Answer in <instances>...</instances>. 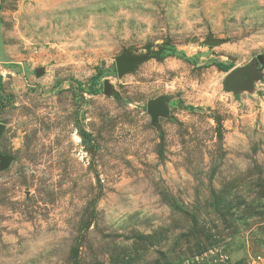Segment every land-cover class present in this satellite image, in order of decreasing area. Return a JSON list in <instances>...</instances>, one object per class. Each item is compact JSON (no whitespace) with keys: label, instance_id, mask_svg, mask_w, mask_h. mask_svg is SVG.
Masks as SVG:
<instances>
[{"label":"rangeland","instance_id":"1","mask_svg":"<svg viewBox=\"0 0 264 264\" xmlns=\"http://www.w3.org/2000/svg\"><path fill=\"white\" fill-rule=\"evenodd\" d=\"M0 123V264H264V0H0Z\"/></svg>","mask_w":264,"mask_h":264},{"label":"water","instance_id":"2","mask_svg":"<svg viewBox=\"0 0 264 264\" xmlns=\"http://www.w3.org/2000/svg\"><path fill=\"white\" fill-rule=\"evenodd\" d=\"M119 71L122 70L120 69ZM259 71L260 69L257 68L255 62L241 67H236L228 73L225 80V88L229 91L237 93L239 92V90L246 87L247 84L258 75ZM105 87L107 88V85H105ZM148 112L150 113L153 121L155 122L160 115H164L166 113L165 99L163 97H160L151 100L148 103ZM4 128V124L0 123V135L3 132ZM10 160L11 157L0 153V162H2L3 164H8Z\"/></svg>","mask_w":264,"mask_h":264},{"label":"trees","instance_id":"3","mask_svg":"<svg viewBox=\"0 0 264 264\" xmlns=\"http://www.w3.org/2000/svg\"><path fill=\"white\" fill-rule=\"evenodd\" d=\"M220 68L227 71L231 68V65L229 64H224V63H220L219 64ZM96 82H97V77H93V79L91 80L90 84H89V90L93 93H95L97 90L94 89V87L96 86Z\"/></svg>","mask_w":264,"mask_h":264}]
</instances>
